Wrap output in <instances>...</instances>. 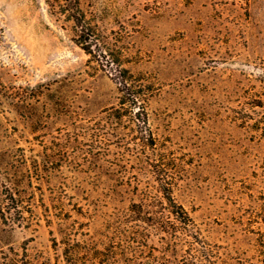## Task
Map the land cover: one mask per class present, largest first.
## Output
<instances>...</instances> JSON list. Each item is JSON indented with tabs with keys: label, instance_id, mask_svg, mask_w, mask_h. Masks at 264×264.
<instances>
[{
	"label": "rangeland",
	"instance_id": "1",
	"mask_svg": "<svg viewBox=\"0 0 264 264\" xmlns=\"http://www.w3.org/2000/svg\"><path fill=\"white\" fill-rule=\"evenodd\" d=\"M80 1L111 55L151 85L149 122H111L118 84L89 61L62 0H0V264H65L66 221L100 249L124 240L134 187L160 168L206 253L160 245L147 264H261L264 0Z\"/></svg>",
	"mask_w": 264,
	"mask_h": 264
},
{
	"label": "trees",
	"instance_id": "2",
	"mask_svg": "<svg viewBox=\"0 0 264 264\" xmlns=\"http://www.w3.org/2000/svg\"><path fill=\"white\" fill-rule=\"evenodd\" d=\"M60 5L62 11L73 21L77 32V42L90 55L89 61H96L108 69L118 84L119 104L112 106L107 112L111 122L120 123L127 117L136 118L147 124L150 116L148 103L152 96L151 85L144 78L136 77L131 69L123 66L121 58L111 55L112 49L106 42L99 40L97 27L87 17L80 0H62ZM144 133L146 145L156 151L157 141L152 130L147 128ZM101 172L98 171V173ZM156 172L158 179L154 184L140 190L138 186L134 187L138 191L139 201L131 202L125 210L127 220L124 224L127 222L129 233L124 240H109L105 248L100 249L86 239L74 237L75 232L71 226H67L70 225L67 221L62 224L65 264H147L150 262L147 256L149 250L159 249L157 246L161 245V255L167 256V247L174 244L178 250L179 243L186 245V252L193 250L194 256L200 257L201 254L206 253V249L195 246L193 241L190 243L188 230L192 227L189 223L192 218L189 211L176 198L177 184L174 175L170 174L166 168H160ZM105 173L114 177L123 175L124 172L107 170ZM62 209L61 215L67 220L66 216L70 212L66 211V208ZM76 211L80 214L91 213L90 210L84 211L83 207L76 208ZM257 212L261 214L263 229L256 234L254 254L260 257L261 264H264V202ZM170 216L185 222L186 226L180 229L171 226L166 220Z\"/></svg>",
	"mask_w": 264,
	"mask_h": 264
}]
</instances>
